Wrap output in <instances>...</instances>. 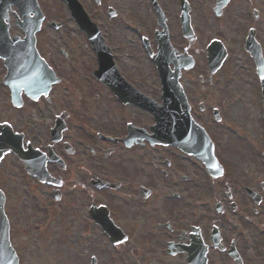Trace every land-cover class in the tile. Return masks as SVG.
<instances>
[{
	"label": "flooded vegetation",
	"instance_id": "1",
	"mask_svg": "<svg viewBox=\"0 0 264 264\" xmlns=\"http://www.w3.org/2000/svg\"><path fill=\"white\" fill-rule=\"evenodd\" d=\"M78 1L135 91L154 96L138 68L141 55L145 62L150 59L147 45L155 53L167 41L174 56L190 57L192 67L181 69L179 84L192 118L215 144L213 127L222 122L219 106L226 94L222 76L235 47L249 63L259 119L256 71L258 61L264 67V0H227L221 6L217 0H154L158 13L151 0H123L121 7L113 0ZM39 3L43 19L35 48L59 82L47 97L33 99L22 91L13 104L0 60V134L6 128L16 141L20 135L22 153L38 151L27 163L33 169L44 162L49 178L39 181L9 152L0 160V189L19 187L24 204L37 211L43 209L34 193L40 190L42 220L48 219L44 234L57 233L54 220L64 239H90L84 243L83 264H264V180L256 169L234 171L214 147L223 175L212 179L193 156L151 144V115L120 101L96 78L97 56L86 30L63 4ZM20 21L17 8H11V39L24 37ZM249 34L251 57L243 49ZM121 37L124 56L117 53ZM220 46L227 56L211 71L210 54ZM253 155L257 160L256 150ZM6 205L12 233L19 228Z\"/></svg>",
	"mask_w": 264,
	"mask_h": 264
},
{
	"label": "rangeland",
	"instance_id": "2",
	"mask_svg": "<svg viewBox=\"0 0 264 264\" xmlns=\"http://www.w3.org/2000/svg\"><path fill=\"white\" fill-rule=\"evenodd\" d=\"M113 1L117 3L116 6H122L123 0ZM45 4L50 7L57 5L56 3L53 4L51 0H45ZM117 46L123 48V52L122 48H120L117 53H121L123 54L121 56H124L126 53L124 52V38L121 37L120 44L118 43ZM240 54L242 53L237 52L235 47H232L229 60L225 65L222 86L226 94L222 98L221 105L219 106L224 123L223 127L214 126L213 128L215 130L213 134L215 133V142L219 146V155L227 160L231 169L236 172L256 169L258 178L264 180V168L260 160H256L253 155V151L257 147L263 146L259 135L256 139L257 143L249 142L248 139L244 138L246 133L250 134L251 132V136L256 135L257 132L259 133V123L253 94L254 84L249 71V63ZM143 57L141 55L138 68L140 67L147 75L145 79L146 90L152 96H156L158 95L157 91L155 93L150 92L154 89L156 90L158 87L155 74L153 73L151 65L145 62ZM255 160L258 162L257 164ZM18 188L17 190L4 192L7 196L6 206L8 213L18 226V231H23V226H27L28 229L26 230L27 234L14 230L11 233V242L21 254L20 264H83L85 259H87V254L83 253L84 243H89L90 239L86 241L76 237H67L64 239L61 236L62 233L59 229V224L54 220L53 229L58 228L56 229L57 233H51L47 236L44 232L41 234L38 229L36 230L37 232L33 231L35 226H39L43 222L42 218L45 209V204L43 205L44 199L42 198L40 190L34 192L37 195V202H40L43 207L41 210H34L31 205L24 204L26 203L23 198L25 196L23 195V191H20ZM27 203H32V201L28 200ZM26 208L30 211L27 212L25 210ZM55 214H57L56 209ZM31 231L33 232L32 234H30Z\"/></svg>",
	"mask_w": 264,
	"mask_h": 264
},
{
	"label": "water",
	"instance_id": "3",
	"mask_svg": "<svg viewBox=\"0 0 264 264\" xmlns=\"http://www.w3.org/2000/svg\"><path fill=\"white\" fill-rule=\"evenodd\" d=\"M42 78V77H40ZM37 77L34 78L33 82L35 83L37 81ZM43 79V78H42ZM52 80H47L46 85H44L45 88L48 87L49 83ZM176 91V90H175ZM163 103L167 104L165 111H170L169 108V104H182L185 108V99L180 91V89L178 88V90L176 91V93L174 92V89L171 87L170 84L164 85L163 86ZM161 111H164V107H161ZM184 113L187 114V109L185 108ZM161 127L167 128V129H171L173 128L174 134L177 135V139H173V143H178L179 146L183 147L186 142V140H184V136L185 135H189L190 138H192V141L194 143L200 142L197 138L199 136H202V132L201 130L195 126L191 120L187 117L186 121L183 122V119L181 117V115H179L178 117L176 116L172 118V121L170 122V118L169 116H162L161 117ZM169 134H172V130ZM163 141H165L164 143H167L168 140L163 139ZM162 141V142H163ZM201 150V148L194 149V151H199ZM201 158L205 159V161L207 160V155L205 156H201ZM2 205H3V196L0 193V226L3 227L4 230H6V220L3 214V210H2ZM1 246H2V251H1V258L3 260V264H16L15 260L12 259L13 255H12V250L10 248L9 245V239H8V234L6 233V236H4L1 239Z\"/></svg>",
	"mask_w": 264,
	"mask_h": 264
}]
</instances>
